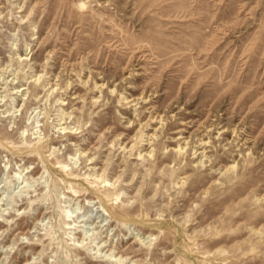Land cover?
Returning <instances> with one entry per match:
<instances>
[{"label": "rangeland", "instance_id": "374dc122", "mask_svg": "<svg viewBox=\"0 0 264 264\" xmlns=\"http://www.w3.org/2000/svg\"><path fill=\"white\" fill-rule=\"evenodd\" d=\"M0 264H264V0H0Z\"/></svg>", "mask_w": 264, "mask_h": 264}]
</instances>
